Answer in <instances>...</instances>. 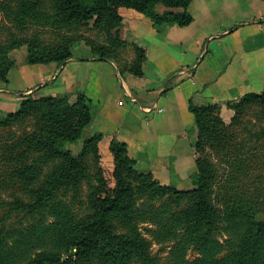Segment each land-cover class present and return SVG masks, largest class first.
<instances>
[{"label":"trees","instance_id":"obj_1","mask_svg":"<svg viewBox=\"0 0 264 264\" xmlns=\"http://www.w3.org/2000/svg\"><path fill=\"white\" fill-rule=\"evenodd\" d=\"M192 1L0 0V80L8 82L17 49L27 48L30 65H61L81 42L142 77L146 50L122 39L123 10L161 32L191 25ZM227 106L229 124L219 104L190 106L198 138L189 190L140 172L113 137L103 150V133L77 155L66 150L93 121L83 93H32L17 111L0 110V264H264V92ZM12 214L20 221L9 228ZM151 242L171 246L166 263Z\"/></svg>","mask_w":264,"mask_h":264},{"label":"crops","instance_id":"obj_2","mask_svg":"<svg viewBox=\"0 0 264 264\" xmlns=\"http://www.w3.org/2000/svg\"><path fill=\"white\" fill-rule=\"evenodd\" d=\"M189 12L191 25L161 32L144 16L124 17L122 39L146 50L142 77L121 74L83 44L61 65H30L27 53L13 51L15 67L0 80L1 112L17 111L32 93H83L95 106L90 136L103 133L106 148L111 137L125 143L136 168L163 185L191 180L198 130L190 106L219 104L229 124L228 103L264 92V0H193Z\"/></svg>","mask_w":264,"mask_h":264},{"label":"rangeland","instance_id":"obj_3","mask_svg":"<svg viewBox=\"0 0 264 264\" xmlns=\"http://www.w3.org/2000/svg\"><path fill=\"white\" fill-rule=\"evenodd\" d=\"M158 10L160 12H163L165 10V8L162 5H160V6H158ZM123 15H124V17L131 16V15H136L137 16V14H135L132 10H129V9L123 10ZM1 20H2V15L0 13V21ZM88 35H90V34H88ZM44 37L48 40V39H50V34H45ZM82 44L85 45L84 42L76 44L74 46V49H75V47H77L79 45H82ZM26 53H27V48L26 47H22L20 49H17L18 56L19 55L20 56L21 55L26 56ZM71 100H72V98H71ZM253 121L255 122V119H253ZM89 136L90 135L87 133V131H84L83 137L79 141H77L76 143H72V144L71 143H67L65 145V149L66 150H70L74 155H77L80 152L81 148H82V144H83L84 140L89 138ZM103 150H106L105 146H103ZM176 185L178 186L179 189H184V190L193 189L195 187L193 182H192V180H187V181L182 182V183L178 182V183H175V186ZM7 200L11 201L8 198H7ZM1 215H2V213H1ZM10 216L11 217H7L6 218V224H7V226L9 228H14V227L17 226V222H19L20 219L19 218H15V216H16L15 214H12ZM30 221H31V219H29V221H25V225H27ZM145 236H146V238L148 240H151V236L149 234L146 233ZM151 250H152V253L154 255H158L162 259V261L164 263H166L167 262V258L169 256V252L171 250V246H167L164 251H161V246L157 245L154 242H151ZM197 256L198 255L196 253H194V252H190L189 253V259L190 260L195 259Z\"/></svg>","mask_w":264,"mask_h":264}]
</instances>
